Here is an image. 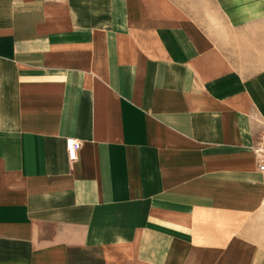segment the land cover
I'll list each match as a JSON object with an SVG mask.
<instances>
[{
	"label": "crops",
	"instance_id": "crops-1",
	"mask_svg": "<svg viewBox=\"0 0 264 264\" xmlns=\"http://www.w3.org/2000/svg\"><path fill=\"white\" fill-rule=\"evenodd\" d=\"M263 132L264 0H0V264H264Z\"/></svg>",
	"mask_w": 264,
	"mask_h": 264
},
{
	"label": "built area",
	"instance_id": "built-area-1",
	"mask_svg": "<svg viewBox=\"0 0 264 264\" xmlns=\"http://www.w3.org/2000/svg\"><path fill=\"white\" fill-rule=\"evenodd\" d=\"M68 157L74 161L77 157V152L80 149L81 143L76 138L70 137L66 140ZM254 153L258 162V171L264 176V132L261 136L260 143L254 147Z\"/></svg>",
	"mask_w": 264,
	"mask_h": 264
}]
</instances>
